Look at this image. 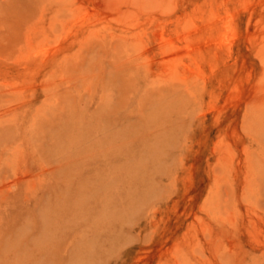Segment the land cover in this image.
Returning <instances> with one entry per match:
<instances>
[{"label":"rangeland","instance_id":"1","mask_svg":"<svg viewBox=\"0 0 264 264\" xmlns=\"http://www.w3.org/2000/svg\"><path fill=\"white\" fill-rule=\"evenodd\" d=\"M0 264H264V0H0Z\"/></svg>","mask_w":264,"mask_h":264}]
</instances>
